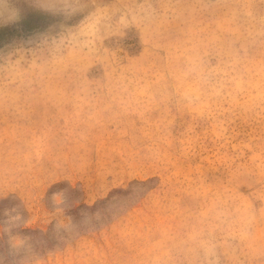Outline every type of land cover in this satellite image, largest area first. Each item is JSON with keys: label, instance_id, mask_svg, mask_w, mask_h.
<instances>
[{"label": "rangeland", "instance_id": "374dc122", "mask_svg": "<svg viewBox=\"0 0 264 264\" xmlns=\"http://www.w3.org/2000/svg\"><path fill=\"white\" fill-rule=\"evenodd\" d=\"M9 9L0 264H264V0Z\"/></svg>", "mask_w": 264, "mask_h": 264}, {"label": "clouds", "instance_id": "9594fccd", "mask_svg": "<svg viewBox=\"0 0 264 264\" xmlns=\"http://www.w3.org/2000/svg\"><path fill=\"white\" fill-rule=\"evenodd\" d=\"M10 0H0V23L7 24L14 22L16 19V13L9 9ZM19 243V241H17Z\"/></svg>", "mask_w": 264, "mask_h": 264}]
</instances>
